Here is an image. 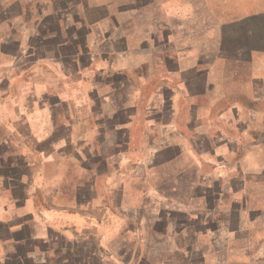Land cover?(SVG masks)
I'll return each instance as SVG.
<instances>
[{
	"label": "crops",
	"instance_id": "1",
	"mask_svg": "<svg viewBox=\"0 0 264 264\" xmlns=\"http://www.w3.org/2000/svg\"><path fill=\"white\" fill-rule=\"evenodd\" d=\"M213 4L0 0V264H264V4Z\"/></svg>",
	"mask_w": 264,
	"mask_h": 264
},
{
	"label": "rangeland",
	"instance_id": "2",
	"mask_svg": "<svg viewBox=\"0 0 264 264\" xmlns=\"http://www.w3.org/2000/svg\"><path fill=\"white\" fill-rule=\"evenodd\" d=\"M97 1H104V0H97ZM248 1H249V3H250V7L252 8V6L255 4V7L257 8V5L256 4H258V0H227V6H226V9H228V10H233V13H235V14H238V12L240 11V10H242V9H244L245 8V6L247 5V3H248ZM260 2L261 1H263V4H264V0H259ZM217 2H220V0H214V4L213 5H215V4H217ZM222 6H223V4H222ZM221 6V7H222ZM225 6V5H224ZM260 8H261V5L259 6ZM264 24V17H261L260 18V21L256 18V20H253L251 23H250V25L252 26V25H257V24ZM232 29V36L231 37H234V39H236V40H238V42H242V38H243V36H242V32H241V25L239 24H237V28H235V27H233V28H231ZM237 29V30H236ZM230 30H228V32H229ZM238 72H241L240 71V69H239V71ZM239 109L241 110L242 108L241 107H239ZM243 113H238V115L240 116V117H242V118H247V116H250V118H252L255 114H249V113H247V112H245V111H242ZM227 117H228V119H232L231 117H230V114H227ZM255 118H256V115H255Z\"/></svg>",
	"mask_w": 264,
	"mask_h": 264
}]
</instances>
